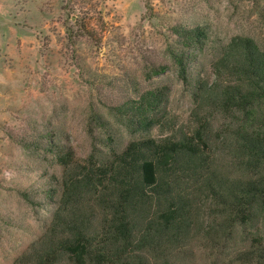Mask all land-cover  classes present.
I'll return each instance as SVG.
<instances>
[{
    "label": "trees",
    "instance_id": "obj_1",
    "mask_svg": "<svg viewBox=\"0 0 264 264\" xmlns=\"http://www.w3.org/2000/svg\"><path fill=\"white\" fill-rule=\"evenodd\" d=\"M172 31L186 123L167 119L163 87L115 106V121L92 112L85 154L48 132L18 139L41 160L19 192L52 210L11 264H264V50L234 36L207 78L197 66L208 29ZM116 127L133 138L122 143Z\"/></svg>",
    "mask_w": 264,
    "mask_h": 264
},
{
    "label": "rangeland",
    "instance_id": "obj_2",
    "mask_svg": "<svg viewBox=\"0 0 264 264\" xmlns=\"http://www.w3.org/2000/svg\"><path fill=\"white\" fill-rule=\"evenodd\" d=\"M178 24L208 29L197 66L207 78L234 36L264 50V0H0V264H11L43 232L52 210L19 192L40 174L41 160L18 139L41 143L48 132L85 154L92 112L115 121V106L163 87L167 119L189 120L192 98L169 54ZM161 66L167 70L151 75ZM116 132L122 143L133 138Z\"/></svg>",
    "mask_w": 264,
    "mask_h": 264
}]
</instances>
